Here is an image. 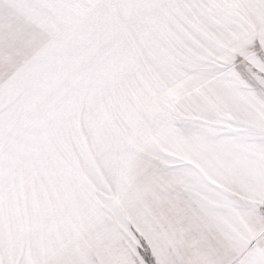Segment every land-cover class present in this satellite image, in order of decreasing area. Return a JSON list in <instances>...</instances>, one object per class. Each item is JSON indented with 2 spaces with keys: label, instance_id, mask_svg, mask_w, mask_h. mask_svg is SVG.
I'll return each mask as SVG.
<instances>
[{
  "label": "snow or ice",
  "instance_id": "snow-or-ice-1",
  "mask_svg": "<svg viewBox=\"0 0 264 264\" xmlns=\"http://www.w3.org/2000/svg\"><path fill=\"white\" fill-rule=\"evenodd\" d=\"M0 264H264V0H0Z\"/></svg>",
  "mask_w": 264,
  "mask_h": 264
}]
</instances>
